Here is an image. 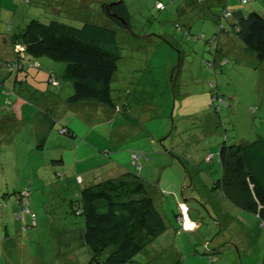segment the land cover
<instances>
[{"label":"rangeland","instance_id":"374dc122","mask_svg":"<svg viewBox=\"0 0 264 264\" xmlns=\"http://www.w3.org/2000/svg\"><path fill=\"white\" fill-rule=\"evenodd\" d=\"M114 1L0 0V264H90L74 181L61 182L65 166H48L61 150L84 158L67 173L80 188L116 176L115 154L146 183L166 230L129 264H263L264 225L215 182L222 143L264 138V62L223 12L264 14V0H123L129 30L102 12ZM32 18L115 30L119 112L84 102L74 111L64 63L24 50L19 32ZM132 151L142 152L139 167ZM181 203L197 226L179 216Z\"/></svg>","mask_w":264,"mask_h":264},{"label":"trees","instance_id":"16d2710c","mask_svg":"<svg viewBox=\"0 0 264 264\" xmlns=\"http://www.w3.org/2000/svg\"><path fill=\"white\" fill-rule=\"evenodd\" d=\"M246 1L240 0L241 3ZM101 9L109 23L127 30L131 28L130 14L123 0L104 2ZM230 16V28L236 37L262 62L264 14L232 9ZM19 38L28 55L46 56L64 63L62 79L69 81L72 87L66 102L92 100L115 108L111 81L119 54L114 47L116 33L113 28L92 22L73 26L59 20L45 23L32 18L19 32ZM62 128H66L68 135L73 134L69 127ZM217 157L221 177L215 187L264 225V138L260 136L250 142L228 145L222 143ZM77 195L75 211L84 214L81 237L90 253V264H129L166 230L162 215L148 195L144 182L135 173L126 172L85 185Z\"/></svg>","mask_w":264,"mask_h":264},{"label":"crops","instance_id":"0c3cea01","mask_svg":"<svg viewBox=\"0 0 264 264\" xmlns=\"http://www.w3.org/2000/svg\"><path fill=\"white\" fill-rule=\"evenodd\" d=\"M227 1L228 0H224V2H225V4L224 5H227ZM224 7H226V6H224ZM227 8V7H226ZM231 10V9H230ZM230 10H228V9H225L224 10V12H223V15H224V18H231V16H230V14L229 15H226V13L227 12H229ZM231 22H232V19H231ZM219 23H220V21H219ZM221 28H223V26L221 27V25H220V28L219 29H221ZM231 29V28H230ZM232 30V29H231ZM225 31V30H224ZM233 32V31H232ZM234 33V32H233ZM235 34V33H234ZM224 35H226V34H224ZM215 39H216V37H215ZM18 58H19V56L17 55V57L15 58L17 61H18ZM262 62H264V60L262 61ZM37 63V62H36ZM61 86V85H60ZM217 97V99H220V100H223L221 97H219V96H216ZM215 100V101H219V100ZM214 101V100H213ZM82 102H84V104H92V106H97L96 107V110L97 111H101V108H102V106H104V105H102V104H99L98 102H96L97 104H99V105H94V104H96V103H92V102H95V101H92V100H83V101H79V102H77V103H74V104H71L70 106H75L74 107V111H76L77 110V106H78V104H80V103H82ZM211 105H212V103H211ZM46 106H43V110H45V111H47L48 110V108H47V110H46ZM108 108V107H107ZM114 111H117V112H119V110L117 109V107H116V105H115V108L113 109ZM51 115H52V113H51ZM52 122L54 121V120H51ZM110 123V122H109ZM48 125V123H47V121L45 122V124H44V126H47ZM69 125H71L70 123H69ZM65 127V126H64ZM62 128V127H61ZM128 155V154H127ZM72 156L74 157V159H73V161H72ZM59 158H57L56 160H53L52 162V165H48V166H50V169L51 170H53V171H55L54 170V168L55 167H57L55 164H60V167L62 168L63 166H65V168H63L60 172H62L63 174H62V180H61V182H63V183H65V184H68V182L69 181H74L73 183V190H76L77 191V193H78V191L80 190V187L77 185V180L75 179H71L70 177H71V175L72 174H70V175H68L67 176V173H69V172H72V173H76V171H79L78 170V167H77V164L81 161V160H83L84 158L83 157H78L77 156V154H76V152L74 151V153L71 155V154H67L66 156H65V153H64V151L63 150H61V152H60V154H59V156H58ZM128 157V156H127ZM131 157V156H130ZM113 161H112V164H111V167L109 168V171H110V173H116V174H112V175H116V176H112V177H118V176H120V175H122V174H124V173H126V172H132V171H130L129 170V166L127 165V163H128V161H125V162H123V161H121V160H119V158H118V156H117V154H115L114 156H113ZM124 158H126V156H124ZM141 158V156L138 158V161H139V159ZM130 160H131V158H130ZM72 162H73V165H72ZM70 165H72V166H70ZM45 166H47V164H45ZM141 166V165H140ZM72 167V168H71ZM58 169V168H57ZM141 170V168L140 169H138V171H140ZM81 172H83V170H80ZM133 173V172H132ZM55 175H56V172L54 173ZM71 179V180H70ZM82 179V178H81ZM141 179V178H140ZM142 180V179H141ZM143 181V180H142ZM56 182H59V180H57ZM144 182V181H143ZM82 183H83V180H82ZM87 183H90V182H88L87 181ZM144 185H145V187H146V189H147V185H146V183L144 182ZM85 186V185H84ZM82 188V187H81ZM79 189V190H78ZM72 190V191H73ZM148 191V190H147ZM182 205H183V207H185L186 208V206L183 204V203H181ZM181 211V210H180ZM189 210L187 209L186 210V213H184V215H185V219H186V223L188 224V223H194V221L193 220H191L190 218H189ZM183 216V213H182V211L180 212V215L179 216ZM189 221V222H188ZM195 224V223H194ZM195 226H197L196 224H195ZM151 244V243H150Z\"/></svg>","mask_w":264,"mask_h":264},{"label":"built area","instance_id":"2783aa9c","mask_svg":"<svg viewBox=\"0 0 264 264\" xmlns=\"http://www.w3.org/2000/svg\"><path fill=\"white\" fill-rule=\"evenodd\" d=\"M227 15H229L230 14V11L228 12V13H226ZM37 64V63H36ZM50 81L52 82V83H54V84H56V85H59V82L56 80V78H50ZM217 99V97L215 96L214 98H213V100L215 101ZM217 100H219V101H221L220 99H217ZM60 132H62V134L63 133H65V128H61L60 129ZM140 153H135V152H131L130 153V156H131V162L133 163V164H136L137 165V161H138V158L140 157V155H139ZM208 159V158H207ZM137 167H139V164L137 165ZM181 211H182V213L184 212V213H186V208L185 207H183V205H181ZM190 224H191V222H190Z\"/></svg>","mask_w":264,"mask_h":264},{"label":"bare ground","instance_id":"6f19581e","mask_svg":"<svg viewBox=\"0 0 264 264\" xmlns=\"http://www.w3.org/2000/svg\"><path fill=\"white\" fill-rule=\"evenodd\" d=\"M189 222V221H188ZM187 225H190V223H188Z\"/></svg>","mask_w":264,"mask_h":264},{"label":"water","instance_id":"95a60500","mask_svg":"<svg viewBox=\"0 0 264 264\" xmlns=\"http://www.w3.org/2000/svg\"><path fill=\"white\" fill-rule=\"evenodd\" d=\"M118 1V0H117Z\"/></svg>","mask_w":264,"mask_h":264}]
</instances>
